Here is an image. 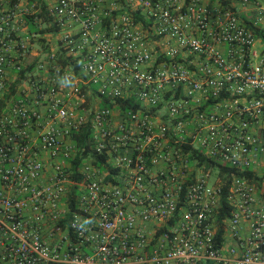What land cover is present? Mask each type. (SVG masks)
Wrapping results in <instances>:
<instances>
[{"label":"built area","instance_id":"1","mask_svg":"<svg viewBox=\"0 0 264 264\" xmlns=\"http://www.w3.org/2000/svg\"><path fill=\"white\" fill-rule=\"evenodd\" d=\"M20 2L0 0V264H264V0H55L59 51L22 82Z\"/></svg>","mask_w":264,"mask_h":264},{"label":"crops","instance_id":"2","mask_svg":"<svg viewBox=\"0 0 264 264\" xmlns=\"http://www.w3.org/2000/svg\"><path fill=\"white\" fill-rule=\"evenodd\" d=\"M5 6L7 7V4L5 3L6 0H3ZM55 2V0H21L20 4H19V9H24L26 7H31L32 4H36V9L37 12L40 13L43 8L46 6L49 7L51 6L53 3ZM28 19H31L27 16L23 17L22 20L24 21H28ZM35 23H37L38 27L40 29H44L46 27L50 26V23L48 21H43L41 18L36 19ZM28 24V23H26ZM21 24H18V27H20ZM27 26V25H26ZM29 25L25 28L22 27V34L24 35V33H26L25 31L29 30L28 29ZM60 35V34H59ZM58 34H56L54 31H47L45 33H39L34 35V37L31 38V43H30V56H32L33 62L28 63L26 65H39L41 64V62L36 63L35 60H42V56L44 55V58L47 59V54L50 53V50L52 51H59L58 46H57V38L59 36ZM44 52V54H43ZM27 63V60L25 61ZM25 67L27 68L28 66ZM24 67V69H25ZM38 72L40 75L44 74L43 71H36ZM37 74V73H36ZM10 80L13 81L16 72L15 70L10 72ZM89 97V94H88ZM251 170L253 171V174L255 176H264V164H262L261 162H257L255 163V165H253L251 167Z\"/></svg>","mask_w":264,"mask_h":264},{"label":"trees","instance_id":"3","mask_svg":"<svg viewBox=\"0 0 264 264\" xmlns=\"http://www.w3.org/2000/svg\"><path fill=\"white\" fill-rule=\"evenodd\" d=\"M39 17L43 20V21H46V18L44 17V12L40 13L39 14ZM28 25H29V29H30V32L31 33H45L47 31H54L55 28H49V27H46L44 29H40L37 25V23H35V21L33 19H28L27 21ZM260 35L262 36V34L260 33ZM60 57V56H59ZM66 64V63H65ZM36 65H29L27 68L25 69H22L21 72L19 73V76H18V79L17 81L19 82H22L24 80H27L28 78V74L30 72L33 71L34 67ZM89 133L87 132V130L84 128L80 133H77L74 135V141L76 143L77 146H82L84 144V141L85 139L88 137ZM187 150V148H185ZM194 156L197 157V152L194 151L193 152ZM90 156V151H85V153H83L82 155H77L72 161H71V170L74 171V174H73V178L74 179H79V175L76 174V170L77 168L80 167L81 163H82V160H84V158ZM95 157V161L96 162H104L105 161V156L103 155H92ZM222 207L224 208V210H222V212L220 213L219 217H218V222L221 223L222 220L228 216V211H229V208H228V205H227V202H226V199L223 198L222 199Z\"/></svg>","mask_w":264,"mask_h":264},{"label":"rangeland","instance_id":"4","mask_svg":"<svg viewBox=\"0 0 264 264\" xmlns=\"http://www.w3.org/2000/svg\"><path fill=\"white\" fill-rule=\"evenodd\" d=\"M259 48V47H258ZM43 54H44V52H43ZM58 56H60V55H57V58H58ZM33 57L32 56H29L28 58H27V64L28 63H31V62H33ZM36 61V63H39V62H41L42 64H44L45 66H47V65H49V63H48V59H46V58H44V55L42 56V60H35ZM61 61V60H60ZM53 70V69H52ZM53 71H55V70H53Z\"/></svg>","mask_w":264,"mask_h":264}]
</instances>
